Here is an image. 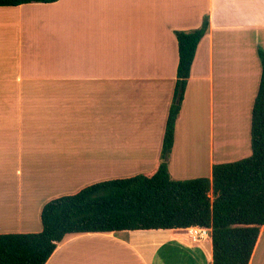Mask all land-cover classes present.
<instances>
[{"label": "crops", "instance_id": "1", "mask_svg": "<svg viewBox=\"0 0 264 264\" xmlns=\"http://www.w3.org/2000/svg\"><path fill=\"white\" fill-rule=\"evenodd\" d=\"M203 16L209 26L196 46L169 156L193 135L200 113L213 122V134L217 115L223 137L205 162L168 157L174 178L186 169L210 177L213 164L251 154L264 0L0 6L1 232L38 231L46 201L135 175L143 165L150 166L141 173L156 168L176 79L174 31L199 27ZM229 114L240 117L242 143L222 140ZM238 147L243 154L231 157ZM199 229L67 233L45 264H212L211 229L203 236ZM248 264H264V225Z\"/></svg>", "mask_w": 264, "mask_h": 264}, {"label": "trees", "instance_id": "2", "mask_svg": "<svg viewBox=\"0 0 264 264\" xmlns=\"http://www.w3.org/2000/svg\"><path fill=\"white\" fill-rule=\"evenodd\" d=\"M55 0H0L2 5ZM209 26L175 30L178 62L159 161L152 172L88 184L72 194L46 201L41 228L0 233V264H45L67 233L123 229L209 228L212 264H248L264 225V50L257 48L261 74L251 108V154L215 163L211 176L171 178L168 156L174 124L196 46Z\"/></svg>", "mask_w": 264, "mask_h": 264}, {"label": "rangeland", "instance_id": "3", "mask_svg": "<svg viewBox=\"0 0 264 264\" xmlns=\"http://www.w3.org/2000/svg\"><path fill=\"white\" fill-rule=\"evenodd\" d=\"M217 114V112H216ZM227 117V119H229L228 122L225 123V125H227V128H224L223 130L226 131V135L225 137L222 139L224 141H226L225 139L228 138L229 142L231 141H239L242 143V139L241 137L243 136V133H239L241 132L239 130L240 128V117L238 114H229V115H225ZM216 121L214 122L215 124V133L213 134V130H212V126H213V122H211V125H209V122L207 123V115H203V113L199 114V122H195V127L196 128L193 132H192V136L190 137H186V138H181L182 142H178L177 146L175 147V150L173 152L172 155L168 156V157H186V160H190L192 159L193 161H198L199 159H201L202 161H206V157H209L210 151L212 152V147L214 145V149H217L219 147V139L218 136H222L219 133V123L222 124L220 121L217 120V115H216ZM221 126V125H220ZM218 135V136H217ZM221 137V138H222ZM221 140V141H222ZM239 144V142H238ZM235 145V144H234ZM162 146V142H160L159 148L161 149ZM243 148H245L243 146ZM233 151H236L234 153L233 156L231 157H236V156H240L243 154V150L242 148L238 147V148H234ZM245 152H246V148H245ZM236 154V155H235ZM238 158V157H236ZM159 161V160H158ZM204 164V163H203ZM147 166V167H146ZM148 166L150 165H143L144 169H141L138 172H142L143 170H149ZM138 172L136 174H138ZM194 169H189V170H185L183 172V175H178L177 178L171 176V178L176 179V180H184V179H188L191 177H194ZM65 195V194H62ZM60 196V195H58ZM38 228H39V221H38ZM5 229H2L0 227V232L4 231ZM34 230V229H33ZM14 230H9L8 232H13ZM15 231H26L25 229L21 228ZM14 231V232H15Z\"/></svg>", "mask_w": 264, "mask_h": 264}, {"label": "built area", "instance_id": "4", "mask_svg": "<svg viewBox=\"0 0 264 264\" xmlns=\"http://www.w3.org/2000/svg\"><path fill=\"white\" fill-rule=\"evenodd\" d=\"M196 234H192V237H194ZM206 235V229L201 228L199 229V236H203Z\"/></svg>", "mask_w": 264, "mask_h": 264}]
</instances>
